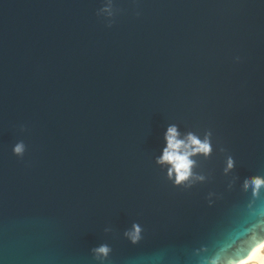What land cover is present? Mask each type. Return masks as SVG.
I'll list each match as a JSON object with an SVG mask.
<instances>
[{"label": "water", "instance_id": "obj_1", "mask_svg": "<svg viewBox=\"0 0 264 264\" xmlns=\"http://www.w3.org/2000/svg\"><path fill=\"white\" fill-rule=\"evenodd\" d=\"M170 125L212 149L181 185ZM256 176L264 0H0V264H201L264 233Z\"/></svg>", "mask_w": 264, "mask_h": 264}, {"label": "clouds", "instance_id": "obj_2", "mask_svg": "<svg viewBox=\"0 0 264 264\" xmlns=\"http://www.w3.org/2000/svg\"><path fill=\"white\" fill-rule=\"evenodd\" d=\"M178 137L177 127L170 125L165 133L167 146L161 157L157 159V163L170 165L168 177L171 179L174 176L175 184L181 185L193 176L192 168L195 161L191 157L196 154L208 156L212 149L207 136L203 141L191 133L185 139ZM23 152V143H18L14 147V153L22 155ZM233 166L234 162L229 157L225 171L232 169ZM198 179H203V177H198ZM244 187L251 188L253 195H258L260 189L264 188V178L256 176L245 179ZM140 231L138 225H133L132 231L125 235L135 242L139 239ZM95 251L98 255L107 256L109 249L101 246ZM201 264H264V233L253 225L243 235L218 247L213 256L202 260Z\"/></svg>", "mask_w": 264, "mask_h": 264}]
</instances>
